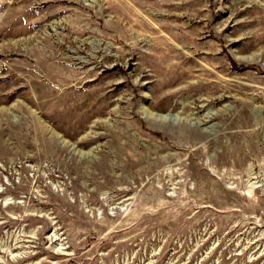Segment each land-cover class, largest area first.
Segmentation results:
<instances>
[{
	"label": "rangeland",
	"instance_id": "374dc122",
	"mask_svg": "<svg viewBox=\"0 0 264 264\" xmlns=\"http://www.w3.org/2000/svg\"><path fill=\"white\" fill-rule=\"evenodd\" d=\"M0 264H264V0H0Z\"/></svg>",
	"mask_w": 264,
	"mask_h": 264
},
{
	"label": "bare ground",
	"instance_id": "6f19581e",
	"mask_svg": "<svg viewBox=\"0 0 264 264\" xmlns=\"http://www.w3.org/2000/svg\"><path fill=\"white\" fill-rule=\"evenodd\" d=\"M257 181V180H256Z\"/></svg>",
	"mask_w": 264,
	"mask_h": 264
}]
</instances>
